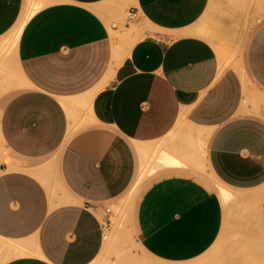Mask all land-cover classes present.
Here are the masks:
<instances>
[{
    "label": "crops",
    "instance_id": "crops-1",
    "mask_svg": "<svg viewBox=\"0 0 264 264\" xmlns=\"http://www.w3.org/2000/svg\"><path fill=\"white\" fill-rule=\"evenodd\" d=\"M32 1L0 0V264H264V0ZM234 10L230 68L196 25Z\"/></svg>",
    "mask_w": 264,
    "mask_h": 264
},
{
    "label": "rangeland",
    "instance_id": "rangeland-1",
    "mask_svg": "<svg viewBox=\"0 0 264 264\" xmlns=\"http://www.w3.org/2000/svg\"><path fill=\"white\" fill-rule=\"evenodd\" d=\"M262 0H254V9H257L258 5L261 4ZM243 2L241 3V5ZM237 6H240L238 3ZM252 3L247 7H251ZM30 7L27 9L26 13L29 12ZM233 13L224 12L220 13L217 17L214 14L205 15L200 21L197 23L196 28L198 32L202 35L206 34L207 40H209L215 47L216 52L219 58L223 62L224 67H236L239 61L240 54L242 53L244 44L246 42L247 37L252 31L253 27L256 25V18H254L253 12H245L244 18L240 19L239 13L240 11L234 10ZM127 10L122 12L121 20L115 21L118 25L122 33L118 35V38L124 35V32L128 29L136 28L138 37L134 36L131 38L130 42L142 37L143 33L146 31H152L147 26L143 25L140 19L129 20L127 15ZM236 15V16H235ZM127 26V27H126ZM10 35V34H9ZM8 35V36H9ZM7 35L0 41L1 44L7 45L8 37ZM203 36V35H202ZM3 45L2 47H4ZM1 49V48H0ZM9 53L11 50L9 48ZM8 154L4 146L0 141V159H7ZM215 189L218 194L221 195L220 187L212 188ZM142 189H137L138 194L132 195L134 198H127L128 203L122 204L117 210V216L112 218V226L118 229H123L126 225L127 220V205H131L133 202H136L139 198L138 195ZM228 192V191H227ZM230 195V194H229ZM263 194H259L255 196V198H262ZM237 197L234 195H230L229 198ZM247 198V197H246ZM137 252V251H136Z\"/></svg>",
    "mask_w": 264,
    "mask_h": 264
},
{
    "label": "bare ground",
    "instance_id": "bare-ground-1",
    "mask_svg": "<svg viewBox=\"0 0 264 264\" xmlns=\"http://www.w3.org/2000/svg\"><path fill=\"white\" fill-rule=\"evenodd\" d=\"M33 1H32L31 13H33L34 10H36V9H38L40 7V2H38V0H36L37 2L35 0H33ZM134 33H137V31H135ZM16 39H17V36L13 40L12 50H13V46H14V44L16 42ZM133 42H135V40H133L132 42H130V44H132ZM159 162H161L164 165H170V164L172 165V164H178L179 163L178 160L174 159L172 156L168 155L167 153H164V155L159 158ZM228 196H229V193L226 190L222 189L221 190V197L223 198L222 201L224 203H225L226 200H228V198H227ZM224 199H226V200L224 201Z\"/></svg>",
    "mask_w": 264,
    "mask_h": 264
},
{
    "label": "built area",
    "instance_id": "built-area-1",
    "mask_svg": "<svg viewBox=\"0 0 264 264\" xmlns=\"http://www.w3.org/2000/svg\"><path fill=\"white\" fill-rule=\"evenodd\" d=\"M126 15H127V17H128L129 20H135L137 18L136 13L135 12H132V11H128L126 13Z\"/></svg>",
    "mask_w": 264,
    "mask_h": 264
}]
</instances>
